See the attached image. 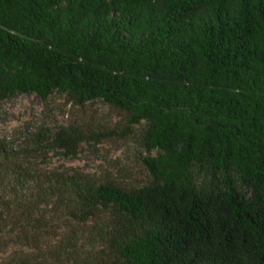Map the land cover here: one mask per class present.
I'll return each mask as SVG.
<instances>
[{
    "label": "trees",
    "instance_id": "trees-1",
    "mask_svg": "<svg viewBox=\"0 0 264 264\" xmlns=\"http://www.w3.org/2000/svg\"><path fill=\"white\" fill-rule=\"evenodd\" d=\"M57 94L122 114L147 181L44 169L82 126L0 140V264H264V0H0V105Z\"/></svg>",
    "mask_w": 264,
    "mask_h": 264
},
{
    "label": "rangeland",
    "instance_id": "rangeland-1",
    "mask_svg": "<svg viewBox=\"0 0 264 264\" xmlns=\"http://www.w3.org/2000/svg\"><path fill=\"white\" fill-rule=\"evenodd\" d=\"M71 125L106 137L99 143L83 144L76 159H65L58 151L49 153L44 169L78 170L126 187L146 183L147 173L136 139L123 135L124 116L105 104L96 102L79 108L57 94L47 104L36 95H27L0 105V140L15 146H21L34 134L48 135Z\"/></svg>",
    "mask_w": 264,
    "mask_h": 264
}]
</instances>
